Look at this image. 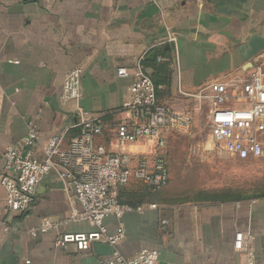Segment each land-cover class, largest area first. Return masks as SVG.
I'll list each match as a JSON object with an SVG mask.
<instances>
[{"label": "crops", "instance_id": "0c3cea01", "mask_svg": "<svg viewBox=\"0 0 264 264\" xmlns=\"http://www.w3.org/2000/svg\"><path fill=\"white\" fill-rule=\"evenodd\" d=\"M168 34L175 40L158 46ZM141 56L161 103L175 107L182 92L207 95L209 84L245 77L264 62V0H0V171L5 149L31 123L39 131L32 148L38 159L45 140L92 117L102 126L96 144L120 150L115 129L128 120L122 106L131 78L117 69L133 70ZM76 67L82 96L63 102L64 75ZM79 132L75 127L69 136ZM121 151L151 156L155 148L138 142ZM132 185L148 194L139 197L143 211L123 216L125 237L118 246L125 257L153 249L159 253L155 264H264V195L176 203L163 187ZM35 194L28 214L16 216L0 184V264H102L111 253L106 244L85 251L57 244L62 232L95 230L89 221L71 222L59 233L28 234L44 217L66 216L73 202L52 172ZM103 223L108 231L116 226L112 216Z\"/></svg>", "mask_w": 264, "mask_h": 264}, {"label": "built area", "instance_id": "2783aa9c", "mask_svg": "<svg viewBox=\"0 0 264 264\" xmlns=\"http://www.w3.org/2000/svg\"><path fill=\"white\" fill-rule=\"evenodd\" d=\"M174 40V36L168 34L157 45L163 46ZM156 58L161 60L160 55ZM143 60L144 56H141L131 71L117 69L118 76L131 78L130 98L122 106L128 120L119 123L115 129L116 147L120 150H107L96 144L97 136L102 132L99 117L82 119L45 140L41 146V159L32 154V148L40 142L38 128L33 123L28 125L22 139L5 149L0 184L6 192V208L11 214L20 217L28 214L36 199L37 184L51 172L73 201L66 216L42 218L28 229L30 236L59 233L71 222L89 221L95 230L62 232L57 244L61 247L74 244L80 251L89 250L94 243L106 244L111 247V253L102 259V264H155L158 260L159 253L153 249H142L129 258L120 251L118 245L125 237L124 214L141 212L145 208L144 204L122 202L120 191L134 182L151 190H158L168 183V164L161 152L166 146V136L172 130L189 127L192 117L159 101ZM208 88L207 118L214 142L237 158L264 159V62H256L245 77L213 82ZM182 94L196 98L205 96ZM81 96L82 70L76 67L64 75L61 99L67 102ZM75 127L80 133L70 137L69 131ZM138 142L153 145L155 151L151 156L121 151L122 147ZM147 206L156 208L154 203ZM108 216L116 221L113 231H108L103 223ZM167 222L162 220L163 225ZM248 255L251 260L253 249L250 246Z\"/></svg>", "mask_w": 264, "mask_h": 264}, {"label": "rangeland", "instance_id": "374dc122", "mask_svg": "<svg viewBox=\"0 0 264 264\" xmlns=\"http://www.w3.org/2000/svg\"><path fill=\"white\" fill-rule=\"evenodd\" d=\"M174 104L171 107L189 114L192 121L189 127L172 130L166 136L161 152L167 160L169 180L161 192L171 195L176 203L220 193L238 197L264 192V159L237 158L211 138L206 95L190 99L177 94Z\"/></svg>", "mask_w": 264, "mask_h": 264}, {"label": "trees", "instance_id": "16d2710c", "mask_svg": "<svg viewBox=\"0 0 264 264\" xmlns=\"http://www.w3.org/2000/svg\"><path fill=\"white\" fill-rule=\"evenodd\" d=\"M164 70H165V66H164ZM152 80H153V78H152ZM153 83H154L155 87H157V82L155 80H153ZM132 184L133 183H131L130 185H128V186H126V187L121 189V191H120V200L122 202L128 203L130 205L142 204L141 203L142 202L141 198L144 196V194H145V196H146V194H148V190L145 189L144 191H141L140 189H136V187H133L134 185H132ZM140 195H141V198H139ZM260 195H264V192L256 194L255 196H260ZM211 196L219 197V199H229L231 197V196L227 197V193H225V194L220 193V194H215V195H211ZM238 197H249V196H238Z\"/></svg>", "mask_w": 264, "mask_h": 264}, {"label": "water", "instance_id": "95a60500", "mask_svg": "<svg viewBox=\"0 0 264 264\" xmlns=\"http://www.w3.org/2000/svg\"><path fill=\"white\" fill-rule=\"evenodd\" d=\"M169 46L173 47V44H172V43H170V44H169Z\"/></svg>", "mask_w": 264, "mask_h": 264}]
</instances>
